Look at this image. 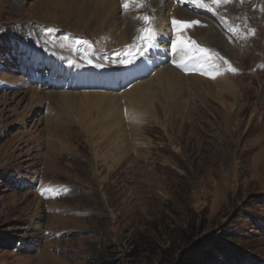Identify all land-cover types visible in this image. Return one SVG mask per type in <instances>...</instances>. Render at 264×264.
<instances>
[{"label":"rangeland","instance_id":"obj_1","mask_svg":"<svg viewBox=\"0 0 264 264\" xmlns=\"http://www.w3.org/2000/svg\"><path fill=\"white\" fill-rule=\"evenodd\" d=\"M108 1L109 21L79 15L80 0H0V264H174L208 238L221 250L207 264H264L263 12L239 0L227 20L206 16L219 47L178 66L194 40L168 7L140 54L144 22L124 44L114 34L145 0ZM61 41L116 63L64 65ZM132 57L146 65L128 78L116 68ZM167 67L179 82L138 91Z\"/></svg>","mask_w":264,"mask_h":264},{"label":"bare ground","instance_id":"obj_2","mask_svg":"<svg viewBox=\"0 0 264 264\" xmlns=\"http://www.w3.org/2000/svg\"><path fill=\"white\" fill-rule=\"evenodd\" d=\"M87 1H89V0H80V3H81V6L80 7L81 8L79 9V15H81V14L83 15L84 13H86L88 11H91L93 13V15H95V17L97 19H102L103 18L104 20L109 21V18H112V16H113V13L111 11V9H113V6H112L113 5V2L112 1H108L105 5L103 3V0H92V1H90L88 3H86ZM129 1L130 0H128V2ZM175 2H176V4H175ZM237 2H239V0H228L227 3H223L219 7H216L215 5H213V7L215 8V11H209L207 8H203V7L196 6L192 2V0H145L144 7H143V10H142V15H140V16L138 15L139 14V10L138 9H137V11H132V10L127 11L129 17L128 18L126 17L123 20L122 26L120 25L121 27H119V32L117 34H114V36H115V42L114 43H116V44H124V43L128 42V40H129V38H128L129 37V33L132 31L133 26L136 25L137 27H139L144 22V20L143 19H139L138 16L139 17L148 16L150 18H154L155 17V20L158 21V20H161L160 17H162V14H160L158 12L159 9H162V8L164 9V8L168 7V10H171L172 11L171 12L172 19H178L179 21H182V22L199 21L198 24L191 25L190 27L189 26H185V30H186V33H187L186 39L188 41H189V39H192V40L195 41L196 44L202 45V46H200L201 48L207 49V50L209 48H211V49L214 50V49H216V47L217 48L219 47V44L220 43L218 44V42H219L220 38L217 35V33L215 32V27L216 26L214 27V24L212 23V21L211 20H208L206 16H210L212 18L219 19L221 17H217L216 16L217 15V12H221V11H233L234 13H237V10H239V9H236ZM242 2H243V4L245 3V5L243 6V8H240V9L245 10V12L248 9L251 8V6H250L251 3H254L253 0H242ZM184 3H186L187 5L186 6H183V5H185ZM41 4H44V3H41ZM246 4H248V5H246ZM255 4H257L258 9L259 10L261 9V11L263 12V15H264V0H255ZM44 5H46V4H44ZM122 5H123V0L120 3H117L118 9L120 7H121V9H125ZM131 6L132 5H130V3H129V7L127 9H125V10H129V8ZM132 7H134V6H132ZM155 7L158 10H156ZM252 7H253V5H252ZM242 10H241V13H240L241 15L243 14L242 13ZM190 11L193 12V13H190ZM253 11H252V14L255 13V15H256L257 12L256 11L253 12ZM130 13H133V14L130 15ZM232 13H230V14H232ZM106 14H108V15H106ZM244 16L249 21L248 22L249 27H246L244 25H241L240 28H242V30L243 29H246V30H249V31L250 30H253L255 27L252 26L253 24L249 20V18L246 15V13H244ZM236 18H237V16H236ZM221 19L222 20H224V19L227 20V16L224 15V17L221 18ZM165 20L167 22V17H166ZM110 21H111L110 22V25L112 26L111 29L113 30L115 28V24L116 23L113 20H110ZM86 22H85V24H86ZM219 22H221V20H219ZM222 25H225V28L227 29V31H230V33L232 34L233 39H234V37H236L237 38V41L242 42V37L238 33V31H237L239 29V26L237 28H235V26L234 27H231V26H227L224 23L223 24L221 23V26ZM158 26L161 27L163 25L156 24V28ZM221 26H219V27L221 28ZM225 31L226 30H224V32ZM192 34H195V35H192ZM177 37L180 40L184 38L182 36H179V34H177ZM48 40L51 41L50 38ZM46 43H49L51 45V49L53 51H56L57 47L53 43H51V42H46ZM224 44H225V46H227L226 43H225V39H223V45ZM59 49H60V52L62 53L61 54V57L64 58V59H66L67 61L65 60V62L68 63V64H64V65H72L73 67H75V69H79L80 68L79 66H82V65H86V66H88V65H95V66H100V67H109L110 66V63H116V62H114L112 60V57H111V59H106L105 61H103L102 60L103 58H100L101 55L98 52H96L95 54H93V52L84 51V53L86 54L85 57L83 56L81 58H77L74 55V51L72 53H70L72 50H71L70 46L69 47L67 46V42L66 41H61L60 46H59ZM185 51H186L187 55L190 56V58L186 57L185 59H183V61H180V60L177 59L178 62L177 61L176 62L178 63V65H184V63L187 64V66L188 65H193V62H194L195 59H194L193 53H191L192 51H188L187 49H185ZM88 54H91V55H88ZM181 58L182 57H180V59ZM49 59H54V57L52 56ZM138 59H142L143 62H138L137 61ZM129 60L131 61V63H127V64H123V65L120 64L118 66V68H116V69H120V71H122L124 73L126 71L128 72L130 70V66L133 65V64L134 65L141 66L140 63H144V65H146V60L144 58H142V57H139V58L138 57H132ZM260 64L261 65H264V61L263 62H260ZM171 68H173V67H167V68L162 69V70L159 69L157 71L156 75H155V76H157L155 84L152 83V78H150L149 80H147V82L142 83L141 85H139L138 91L141 92V93H145L146 94L147 89H149L151 86L159 87V85H161L163 83L168 84V83H173V82H179L178 78L173 74ZM200 68H203V67H200ZM144 69H145V67L142 65L141 69H139L136 74L143 73L145 71ZM91 71H93V69H91ZM135 72H136V70L134 71V73ZM109 73H110V70H106L105 71V75L106 74H109ZM132 75H133V72L132 73L128 72V78H130V76H132ZM109 79H110V77L108 76V78H107L108 84L111 85ZM101 99L102 100H105L104 99V96H102ZM110 99H113V97H111Z\"/></svg>","mask_w":264,"mask_h":264},{"label":"snow or ice","instance_id":"obj_3","mask_svg":"<svg viewBox=\"0 0 264 264\" xmlns=\"http://www.w3.org/2000/svg\"><path fill=\"white\" fill-rule=\"evenodd\" d=\"M192 2L198 6V7H203L207 8L209 11H215V8L213 5L216 7H219L223 3H227L228 0H192ZM132 3H134L137 7H143V0H132ZM125 9L129 7V2L128 0H123V5ZM139 19L144 20V27L141 29V35L138 37L139 40L143 41L141 44L139 51L140 54H143V52L153 46H155V38H156V33L154 30L151 29V19L148 16L144 17H138ZM199 21H189V22H182V21H173L174 26H191L194 24H198ZM49 31H53L52 29H49ZM250 32H254V30H250ZM79 43H87L86 41H77V44ZM134 47V46H133ZM183 49H187L188 51H196L202 56L206 58H210V52L207 49L200 48L199 45L195 44V41H191L190 44H185L182 46ZM173 50L175 51V44H173ZM218 55V54H216ZM220 59H223L222 57ZM131 63V61H128ZM225 64H228V61H224ZM179 66V65H178ZM231 72H236L237 69L231 67V65H228V69ZM205 74V73H202ZM214 78V77H213ZM43 194V192H42Z\"/></svg>","mask_w":264,"mask_h":264},{"label":"trees","instance_id":"obj_4","mask_svg":"<svg viewBox=\"0 0 264 264\" xmlns=\"http://www.w3.org/2000/svg\"><path fill=\"white\" fill-rule=\"evenodd\" d=\"M220 244L216 238L197 242L189 250L179 254L174 264H207L214 259L213 250H221Z\"/></svg>","mask_w":264,"mask_h":264}]
</instances>
